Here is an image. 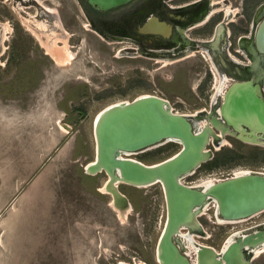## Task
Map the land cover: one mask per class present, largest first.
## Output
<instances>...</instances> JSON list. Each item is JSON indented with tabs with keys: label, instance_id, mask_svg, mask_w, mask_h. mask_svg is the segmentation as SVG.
Here are the masks:
<instances>
[{
	"label": "rangeland",
	"instance_id": "374dc122",
	"mask_svg": "<svg viewBox=\"0 0 264 264\" xmlns=\"http://www.w3.org/2000/svg\"><path fill=\"white\" fill-rule=\"evenodd\" d=\"M48 7L59 12L66 32L60 37L65 42L57 44L60 48L54 52L74 45L67 40L81 42L76 44L73 61L58 67L50 60L43 83L24 94L12 83L14 68L10 60L5 63L8 54L0 61V264H139L152 260L166 219L162 187L155 183L135 189L142 199L137 209L128 202L125 215L119 212L121 221L110 206L111 198L99 191L107 176H82L95 157L94 120L101 110L142 95L166 100L174 114L210 112L218 86L198 57L161 69L137 64L140 69L132 72L123 64L121 43L106 44L86 30L87 20L75 0H50ZM49 33H55L51 27ZM155 60L164 66L173 63ZM180 68L185 70L193 101H185L164 86ZM227 82H222L219 92L231 84L230 79ZM201 122H194L195 130L201 129ZM215 134L221 144L206 146L211 158L194 175L182 178L185 186L208 178L225 180L235 171L264 174V147L235 140L225 145L223 136ZM180 149L168 141L124 157L149 166ZM126 188L119 186L120 192ZM198 218L200 226L195 232H201L200 236L183 228L176 238L181 246L217 250L234 232L264 227V212L225 225L217 223L213 209ZM256 263L264 264V254Z\"/></svg>",
	"mask_w": 264,
	"mask_h": 264
},
{
	"label": "flooded vegetation",
	"instance_id": "af4514ba",
	"mask_svg": "<svg viewBox=\"0 0 264 264\" xmlns=\"http://www.w3.org/2000/svg\"><path fill=\"white\" fill-rule=\"evenodd\" d=\"M75 1L87 20V31L106 44L123 45V64L132 72L137 73L140 69L137 64H154L161 69L198 57L206 63L207 72L212 79L215 78L214 70L224 84L231 80L230 85L222 88L223 92L215 91L214 101H210V112L199 111L195 114L197 116L194 117L193 123L206 121L210 126L213 118L218 121V125L226 127L218 116V110L223 103L225 92L234 83H250L252 95L264 105V0L260 3L259 0H132L108 11L91 7L86 0ZM49 2L50 0H0V61L8 54L5 63L10 60L14 68L12 83L20 86L19 93L34 90L43 83L42 80L47 77L50 68V60L53 62L46 48L54 52L55 47L60 48L57 44L65 42L64 39L60 40V37L64 38L66 35L61 15L48 7ZM33 12L35 13L32 14ZM50 16H53L52 21ZM155 20L157 22H154ZM145 25L149 31L141 32L140 29L146 27ZM50 27L55 33H49ZM155 29H159L158 32ZM67 42L74 43L75 46H69V50L74 51L78 48L76 44L81 41L74 38ZM155 58L173 63L164 66L163 63H157ZM164 86L169 87L171 92L185 101H193L191 90L186 87V73L183 68L175 70L170 82ZM74 91L75 89L71 90L69 94ZM213 132L223 136L225 145L227 141L235 140L242 144L264 147V140L259 136L254 140L250 137L252 142L247 143L230 129L222 133L221 130L213 128ZM215 143L221 144L218 140H215ZM223 146L218 147L220 149ZM196 170L197 168L194 171ZM193 172L192 175L195 174ZM191 174L188 176H192ZM120 193L133 208L127 195ZM241 236L243 234L239 233L238 237ZM251 250L252 247L239 250V264H257L256 261L264 252L255 258ZM177 251L188 264H197L200 254L203 264H210L211 261L225 264L224 256L231 250L229 246L216 250L210 246H193L188 249L177 245ZM158 254L156 247L152 260L142 264H161Z\"/></svg>",
	"mask_w": 264,
	"mask_h": 264
},
{
	"label": "water",
	"instance_id": "95a60500",
	"mask_svg": "<svg viewBox=\"0 0 264 264\" xmlns=\"http://www.w3.org/2000/svg\"><path fill=\"white\" fill-rule=\"evenodd\" d=\"M131 1L86 0L89 6L100 11ZM140 31L149 29L144 27ZM251 89L250 83H234L225 92L218 116L226 127L212 118L210 126L195 130L194 118L172 113L166 100L153 95L115 104L104 110L94 124V164L85 166V175L103 172L108 178L107 188L116 200L121 194L120 185L139 188L160 183L163 189L166 221L158 242L161 264H188L177 251L180 245L176 236L183 228L199 224L195 210L207 201L216 204L215 216L226 222L244 220L264 211V174L234 176L206 189L179 182L210 158L205 148L213 128L222 133L230 129L247 143L257 136L264 140V105L254 98ZM168 141L179 144L181 149L160 163L148 166L124 157ZM241 234L229 245L231 251L224 256L225 264H239L241 248L264 242V228ZM197 264H203L201 254ZM210 264L219 263L211 261Z\"/></svg>",
	"mask_w": 264,
	"mask_h": 264
},
{
	"label": "bare ground",
	"instance_id": "6f19581e",
	"mask_svg": "<svg viewBox=\"0 0 264 264\" xmlns=\"http://www.w3.org/2000/svg\"><path fill=\"white\" fill-rule=\"evenodd\" d=\"M42 2V1H41ZM53 5V4H52ZM47 7V6H46ZM228 10V9H227ZM226 10V11H227ZM15 12V11H14ZM51 12H52V10H51ZM54 12H56V11H54ZM224 13H225V10H224ZM16 14V13H15ZM57 14V13H56ZM58 16V15H57ZM153 18V17H152ZM152 18L150 19V21L152 20ZM149 21V22H150ZM87 22V21H86ZM154 22H156V21H154ZM226 23V22H225ZM225 23H224V25H225ZM87 24V23H86ZM150 25H151V23H150ZM162 25V24H161ZM146 26V25H145ZM86 27L88 28L89 26L88 25H86ZM147 27V26H146ZM166 27V26H165ZM154 27H152V29H153ZM158 28V27H157ZM161 29H162V27H161ZM156 31L157 30H159V29H155ZM154 30V31H155ZM227 30V29H226ZM155 31V32H156ZM165 31V30H164ZM168 31V30H167ZM158 32V31H157ZM160 32H162V31H160ZM159 32V33H160ZM166 34V33H165ZM36 37V36H35ZM38 37V36H37ZM33 38V37H32ZM262 38V37H261ZM264 38V37H263ZM38 41V40H37ZM39 43H40V41H39ZM41 45V44H40ZM43 46V45H42ZM72 48V47H71ZM81 49H82V47H81ZM47 50V49H46ZM75 50V49H74ZM48 51V50H47ZM61 51V52H60ZM81 51V50H80ZM74 52V51H73ZM73 52H71L69 49H68V47L67 46H64V48H62V50H59V51H55L54 53L53 52H50V54H49V56H50V58L53 60V62L55 63V65H57V66H59V67H61V66H66L67 64H69L71 61H73L74 60V58H75V55H74V53ZM206 53V52H205ZM203 54V53H202ZM203 56V55H202ZM208 56H206V58H207ZM209 59V58H208ZM210 61V60H209ZM208 62V61H207ZM76 63V62H75ZM166 63H168L169 64V62H167L166 61ZM70 66V65H69ZM210 66V65H209ZM84 69H85V67H84ZM211 70V69H210ZM213 72H214V74H215V78L213 79V81L215 82V85H216V87L218 86V88H217V90H216V92L218 93L219 92V89H220V87H221V84H222V82H221V79L220 78H218L217 77V74L215 73V71L213 70ZM212 73V72H211ZM79 74V73H78ZM87 75V74H86ZM82 77V76H81ZM85 77V76H84ZM87 80H89V79H87ZM223 81V80H222ZM216 93V94H217ZM143 96V95H142ZM145 96V95H144ZM213 99H214V97H213ZM122 101V100H121ZM132 101V100H131ZM125 103V102H124ZM115 105V104H114ZM111 106H113V105H111ZM111 106H109V107H111ZM109 107H107V108H109ZM107 108H105V109H103V110H101V112L96 116V118H95V120H94V124L96 123V121L98 120V118L101 116V114H102V112L104 111V110H106ZM180 114V113H179ZM194 114V113H193ZM189 117H192V120H193V118L194 117H196L195 115H192V116H189ZM202 124V126H201V128H203V127H205V126H209L206 122L205 123H201ZM93 129H94V125H93ZM218 139V136L213 132L211 135H210V137H209V140H208V144H212V143H214L215 142V140H217ZM207 144V145H208ZM218 148V147H217ZM216 149V148H215ZM205 151H206V148H205ZM125 157H127L126 155H125ZM129 159V158H128ZM132 160V159H131ZM209 160V159H208ZM207 160V161H208ZM94 160L93 161H91L90 163H88L87 165H86V167L88 168L89 166H92L94 163ZM154 165V164H153ZM241 170V169H240ZM251 171V170H250ZM264 172V171H263ZM103 173V172H102ZM194 173V172H193ZM249 172H242V171H238V172H236L235 171V173H234V175L235 176H240V175H243V174H248ZM101 174V173H100ZM191 174V173H190ZM98 175V174H97ZM189 174H187V176H188ZM192 175V174H191ZM231 175V174H230ZM204 176V175H203ZM208 176V175H207ZM212 177V176H211ZM216 177V176H215ZM106 178V177H105ZM204 178V177H203ZM208 178V177H207ZM214 178V177H213ZM202 179V178H201ZM200 180V179H199ZM182 178L181 179H179V182L181 183V184H183L182 182ZM107 182H108V178H107V180H106V182L104 183V185L102 186V188L99 190L102 194H106V195H108L110 198H111V201H110V206H112L113 207V209L115 210V211H117L118 212V214H119V216H120V220L122 221V220H124V218H122L123 216H121L120 214L121 213H124V212H126L127 211V209H128V201H127V199H126V197L121 193L120 194V196H119V199H114V197H113V195L111 194V192H109V190H108V188H107ZM198 182V181H197ZM215 182H218V181H216V179H212V178H208V179H206V180H202V181H200V182H198V183H196V185H194L193 187L194 188H202V189H206V188H208L211 184H213V183H215ZM160 184V183H159ZM189 184V183H188ZM145 187V186H144ZM212 204H214L213 206H214V208H213V212H214V215H216L215 214V209H216V204L214 203V202H211V201H207L204 205H202L200 208H198V209H196L195 211H196V218H198V217H200L201 215L203 216H205L206 215V212L209 210V208H210V206L212 205ZM121 211V213H119ZM264 212V211H263ZM122 215H125V213L124 214H122ZM258 215V214H257ZM216 217V216H215ZM210 219V218H209ZM212 219V218H211ZM216 219H217V223L218 224H221V225H225V224H234V223H237V222H240V221H242V220H240V221H234V222H226V221H224V220H221V219H219V218H217L216 217ZM245 220V219H244ZM166 221V220H165ZM263 224H261V226H262ZM164 226H165V222H164ZM164 226H163V229H162V232H163V230H164ZM198 224L196 223L194 226H191V227H189V228H185L186 230H188V232H190V234H192V235H194V237H198V236H200L199 235V233H196L195 232V230H198ZM260 225H258L257 227H259ZM246 227V226H245ZM250 228V227H249ZM252 229H254L253 227H252ZM256 229V228H255ZM251 230V228L250 229H247V230H245V231H243V232H245V233H247V232H249ZM235 231H236V229H235ZM162 232H161V234H162ZM233 232V231H232ZM239 232V231H238ZM233 234V233H232ZM178 236V235H177ZM177 236H176V238H177ZM239 236V233H235L234 232V234L230 237V238H228L227 239V242L225 243V245L223 246L224 248H227L230 244H232L235 240H236V238ZM229 237V236H228ZM178 242V241H177ZM180 246H181V244L180 243H178ZM197 248H206L207 246H202V245H198V246H196ZM209 247V246H208ZM158 248V247H157ZM245 248V247H244ZM211 249V248H210ZM249 249V248H248ZM228 250V249H227ZM213 251V250H212ZM252 256L253 257H255V258H257L260 254H262L263 252H264V242L263 243H261V244H259V245H257V246H255V247H252ZM158 253H159V249H158ZM187 254V253H186ZM2 255V254H1ZM159 255V254H158ZM251 255V254H250ZM249 255V256H250ZM213 256V255H212ZM2 258H4V256L2 257ZM251 258V257H250ZM217 259V258H216ZM253 259V258H252ZM6 260V259H5ZM207 260V259H206ZM248 260H249V258H248ZM254 260V259H253ZM2 262V261H1ZM121 262V261H120ZM140 262V261H139ZM221 262V261H220ZM244 262V261H243ZM193 263V262H192ZM224 263V262H223ZM134 264H136V263H134ZM139 264H142V262L141 263H139ZM191 264V263H190Z\"/></svg>",
	"mask_w": 264,
	"mask_h": 264
},
{
	"label": "trees",
	"instance_id": "16d2710c",
	"mask_svg": "<svg viewBox=\"0 0 264 264\" xmlns=\"http://www.w3.org/2000/svg\"><path fill=\"white\" fill-rule=\"evenodd\" d=\"M84 1H85V0H84ZM82 176H83L85 179L90 177V176L85 175L84 173L82 174ZM131 190H132V191H131ZM122 192H123L124 194L127 195V197L129 198V200H130V202H131L133 208H134V209H137V207H138V202H139V200L142 199V197H141L139 194H137V192H135V190H134L133 188H130V187L126 188V189L123 190Z\"/></svg>",
	"mask_w": 264,
	"mask_h": 264
},
{
	"label": "built area",
	"instance_id": "2783aa9c",
	"mask_svg": "<svg viewBox=\"0 0 264 264\" xmlns=\"http://www.w3.org/2000/svg\"><path fill=\"white\" fill-rule=\"evenodd\" d=\"M234 173H235V172H234ZM234 173L231 175V177H234V176H235ZM231 177H229V178H231ZM226 179H228V178H226ZM216 181H222V180H218V179H216ZM213 205H214V204H212V205L210 206L209 209H213V208H214Z\"/></svg>",
	"mask_w": 264,
	"mask_h": 264
}]
</instances>
